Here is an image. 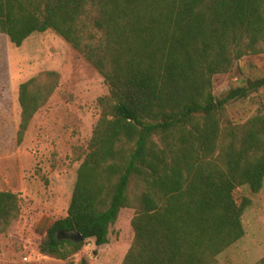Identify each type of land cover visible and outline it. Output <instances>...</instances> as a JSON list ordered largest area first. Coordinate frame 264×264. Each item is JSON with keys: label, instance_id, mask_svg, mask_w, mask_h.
Returning a JSON list of instances; mask_svg holds the SVG:
<instances>
[{"label": "trees", "instance_id": "16d2710c", "mask_svg": "<svg viewBox=\"0 0 264 264\" xmlns=\"http://www.w3.org/2000/svg\"><path fill=\"white\" fill-rule=\"evenodd\" d=\"M49 29L109 93L98 99L67 214L48 226L39 253L66 260L87 240L106 244L130 207L133 240L121 264H218L244 235L251 202L237 203L233 191L257 193L264 181V102L243 122L228 119L226 106L264 89V75L220 97L212 76L261 52L264 0H0V33L15 46ZM58 81L43 71L20 83L18 144ZM19 210L18 196L0 190V233Z\"/></svg>", "mask_w": 264, "mask_h": 264}, {"label": "rangeland", "instance_id": "374dc122", "mask_svg": "<svg viewBox=\"0 0 264 264\" xmlns=\"http://www.w3.org/2000/svg\"><path fill=\"white\" fill-rule=\"evenodd\" d=\"M260 48V53L236 60L228 72L212 76L216 97L264 75V44ZM43 71L57 72L58 85L18 144V87ZM108 93L103 77L54 31L34 32L19 47L0 33V190L14 192L20 206L18 216L0 233V264H78L82 258L89 264L122 263L133 240L130 207L121 208L104 245L87 240L66 260L38 250L48 226L67 214L77 169L101 113L98 99ZM250 97L230 102L227 118L243 122L255 113L264 102V89ZM233 195L237 203L244 197L251 200L242 214L244 235L216 259L218 264H254L264 256V181L257 193L243 185Z\"/></svg>", "mask_w": 264, "mask_h": 264}, {"label": "water", "instance_id": "95a60500", "mask_svg": "<svg viewBox=\"0 0 264 264\" xmlns=\"http://www.w3.org/2000/svg\"><path fill=\"white\" fill-rule=\"evenodd\" d=\"M66 236L74 241H81L83 239L80 233H76V234L71 233V234H67Z\"/></svg>", "mask_w": 264, "mask_h": 264}]
</instances>
